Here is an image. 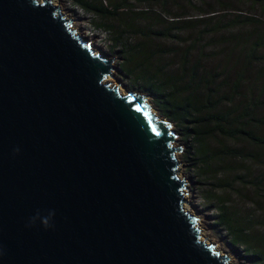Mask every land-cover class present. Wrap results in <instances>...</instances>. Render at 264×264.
<instances>
[{"label": "water", "instance_id": "1", "mask_svg": "<svg viewBox=\"0 0 264 264\" xmlns=\"http://www.w3.org/2000/svg\"><path fill=\"white\" fill-rule=\"evenodd\" d=\"M52 1L0 0V264H230L184 207L172 124Z\"/></svg>", "mask_w": 264, "mask_h": 264}, {"label": "rangeland", "instance_id": "2", "mask_svg": "<svg viewBox=\"0 0 264 264\" xmlns=\"http://www.w3.org/2000/svg\"><path fill=\"white\" fill-rule=\"evenodd\" d=\"M93 1L102 2L109 10L124 2ZM158 1L129 0L128 7L112 17L87 13L72 0H53L52 4L59 5L78 34L113 59L110 81L123 93H146L153 111L172 124L177 133L174 146L182 148L177 155L180 178L185 183V205L197 217L201 236L213 242L220 254L228 253L231 264H251L230 247L225 227L217 225L219 198L226 201L231 214L252 228L251 233L264 236V147L245 137L232 138L220 133L209 136L203 147L192 137L186 138L176 122L161 114L154 96L142 89L143 80H136L141 68L132 75L121 71V51L126 44L135 49L143 43L142 50H133L131 57L137 60L149 56L154 65L176 76H181L185 64L184 86L192 77L191 66H199L197 79L213 81L212 86L219 91L217 98L224 100L220 110L235 112L236 116L250 106L249 112L255 119L246 124H254L253 132L264 137V47H259L257 57L246 55L264 37V6L253 0H170L165 6ZM164 11L182 16V24L170 31V37L152 38V31L166 32L169 26L160 17ZM116 38H120L119 46L112 49ZM131 65L134 68L135 64ZM240 73L243 79L237 83ZM196 86L197 83L191 85ZM183 88L181 96L187 94ZM201 153L206 157L201 158Z\"/></svg>", "mask_w": 264, "mask_h": 264}, {"label": "trees", "instance_id": "3", "mask_svg": "<svg viewBox=\"0 0 264 264\" xmlns=\"http://www.w3.org/2000/svg\"><path fill=\"white\" fill-rule=\"evenodd\" d=\"M76 6H79L87 13L94 15L100 14L101 16H115L119 13L120 9L128 7L129 0H123L121 4H116L114 10H109L102 2L97 3L93 0H72ZM151 1V0H150ZM159 2L158 0H153ZM163 5H167L170 0H161ZM254 3H261L264 6V0H253ZM147 11V10H146ZM144 13V12H141ZM139 13V14H141ZM163 21L169 24L166 32L161 30L152 31L151 37L167 38L170 37V31H174L175 27L182 24V20L177 13L160 14ZM96 27H102L96 24ZM112 27V26H109ZM159 35V36H158ZM174 37H177L174 35ZM120 38H116L112 44V49L119 46ZM258 45V46H257ZM260 45V46H259ZM255 48L249 51L247 56H255L259 47H264V37L255 43ZM143 43L136 46H123L122 53L124 58L122 72L132 75L136 69L141 68L139 74L136 75V80H143L142 89L150 92L154 96V104L160 110L161 114L168 117L180 127L186 134V138L192 137L194 142L198 143L201 147L205 140L214 134H222L229 137H245L255 144L264 147V137L258 136L253 132L254 124L249 126L252 120V111L249 112L247 107L240 115H234L231 111L224 112L220 110V105L223 99L218 97V90L214 88L213 81L208 79H197L199 73V66H191L192 77L184 86V75L186 72V65L182 66L181 76L168 74L164 68L157 67L151 61L149 56L138 58L131 57L133 50H142ZM130 50V51H129ZM134 54V53H132ZM135 64L134 68L131 64ZM243 76L240 73L237 83L242 81ZM193 83H197L195 88L191 87ZM184 87V88H183ZM235 87V86H234ZM187 92L186 95L181 96V91ZM236 88V87H235ZM238 89V88H237ZM234 92L237 90H233ZM148 94V93H147ZM197 157L198 153L196 152ZM201 158L206 157V154L201 153ZM196 160V158L194 157ZM221 185V183H217ZM220 213L218 215V224L223 225L230 235L229 244L243 259H247L251 264H264V236L251 233L250 227L246 223H242L233 214L230 213L226 206V201L219 198ZM246 257V258H245Z\"/></svg>", "mask_w": 264, "mask_h": 264}, {"label": "bare ground", "instance_id": "4", "mask_svg": "<svg viewBox=\"0 0 264 264\" xmlns=\"http://www.w3.org/2000/svg\"><path fill=\"white\" fill-rule=\"evenodd\" d=\"M63 14V13H62ZM65 15V14H64ZM72 26H74V25H72ZM80 35V34H79ZM81 36V35H80ZM83 37V36H82ZM85 41L86 42H88V43H90V45H91V47L96 51V52H98V53H100V54H102L101 52H99L95 47H94V44H93V42L92 41H90V40H88V39H85ZM103 55V54H102ZM107 81H110V79H109V77L107 78ZM122 92H124L123 90H122ZM178 158H179V156H178ZM180 167H181V163H180ZM185 207V209H187V207H186V205L184 206ZM207 241V240H206ZM209 243V242H208ZM210 243H213V242H210ZM226 254H228V253H226ZM229 262V261H228ZM230 264H231V262H229Z\"/></svg>", "mask_w": 264, "mask_h": 264}]
</instances>
